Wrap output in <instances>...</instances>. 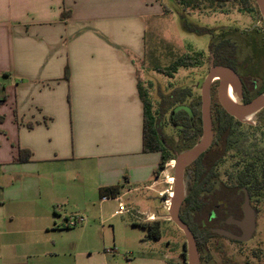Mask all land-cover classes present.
<instances>
[{"label": "crops", "instance_id": "1", "mask_svg": "<svg viewBox=\"0 0 264 264\" xmlns=\"http://www.w3.org/2000/svg\"><path fill=\"white\" fill-rule=\"evenodd\" d=\"M155 3L0 0V264H62L75 242L55 232L77 226L71 215L105 214L109 201L126 210L108 218L130 213L145 242L163 235L141 223L173 222L154 176L161 152L144 148L138 89ZM113 186L117 196L103 199Z\"/></svg>", "mask_w": 264, "mask_h": 264}, {"label": "rangeland", "instance_id": "2", "mask_svg": "<svg viewBox=\"0 0 264 264\" xmlns=\"http://www.w3.org/2000/svg\"><path fill=\"white\" fill-rule=\"evenodd\" d=\"M241 1L232 0L218 7L205 0L201 7L185 10L177 0H155V14L148 18L144 33L146 53L143 64L139 65L140 82L152 100V111L160 122L162 138L169 152L176 157L187 151L183 149L186 138H181L180 125L183 122L177 110L186 108L190 111L191 107L198 110L201 132L196 143L199 142L202 136L201 84L210 67L223 62L222 54L228 56V62L231 63L228 66L235 72L237 69L250 86L255 89L264 86V16L257 0ZM185 23L199 28L200 32L187 29ZM186 54L193 57L195 65L180 66L173 75L158 70L159 67H169ZM240 91V86L236 85L237 98ZM210 94L212 109L216 113L220 107L223 108L217 85L212 83ZM259 111L249 120H241L254 127L258 120L264 122V112ZM251 129L245 125L241 128L251 138L261 139L264 131L261 132L260 128L252 132ZM233 161L232 158L228 159L225 167L231 168ZM175 162V159H168L157 177L164 205L174 189L172 179ZM189 172L185 170L183 175L185 193L188 190L185 179ZM125 201L128 203V199L125 198ZM118 208V202L109 201L107 214L97 213L92 219L85 215L88 219L85 224L68 231L55 232L59 242L65 245L75 242V250L71 254L60 256L61 263L73 262L76 258L77 264H188L187 238L174 222L162 223L163 237L159 243L145 242L143 238L146 230L132 226L130 213L108 218ZM143 219L146 217L143 216ZM205 239L206 249L201 253V264H264V212L259 217L255 240L246 249H240L241 254H231L229 250L224 257L220 253L217 235L210 234L207 238L200 236L201 243ZM160 244L161 249L157 248ZM229 247L235 249L234 245ZM250 247L251 254L247 253Z\"/></svg>", "mask_w": 264, "mask_h": 264}, {"label": "trees", "instance_id": "3", "mask_svg": "<svg viewBox=\"0 0 264 264\" xmlns=\"http://www.w3.org/2000/svg\"><path fill=\"white\" fill-rule=\"evenodd\" d=\"M183 9H197L201 7L205 0H177ZM211 5L223 6L225 3L232 0H207ZM242 2L241 0H239ZM245 2V0H243ZM246 7V5H245ZM185 27L189 30H196L200 32L197 27H192L189 23H185ZM224 65H230L228 62V56L224 57L222 54ZM231 56V54L229 55ZM195 65V61L190 54H186L177 58L169 67H159L160 72L173 75V72L177 71L180 66H192ZM139 96L143 102L144 107V148L149 151L161 152V160L157 170L154 173L155 177H158L163 170L168 159H176L175 155L169 152L168 145L164 142L160 130V122L155 117L152 111V100L148 92L143 88L140 80L138 84ZM264 92V86H262L257 95ZM256 95V96H257ZM255 97V96H254ZM6 100V95L3 94V86L0 84V103ZM192 110H186V108H180L177 111L181 116L183 124L180 125L182 135L181 138L185 139V145L183 149H190L196 144V139L200 135L201 126L198 122V110L195 107H191ZM176 111V112H177ZM177 112V113H178ZM213 113V128L214 139L211 146L203 152L193 163H191L185 170H190L187 174L188 190L185 195L184 201L180 208V216L192 229L197 240V245L202 259V251L206 249V239L201 243L200 236L207 238L210 234H213L210 230V226H204L208 214L211 210L215 209L218 200V191L216 189V181L218 177L217 165L220 156L219 143L220 136L222 135V121L233 120L234 118L225 112L223 108ZM23 153L30 155V151L27 149L21 150L20 159L23 158ZM173 156V157H172ZM119 193V187L113 186L108 188H100L99 194L102 198L106 195L117 196ZM107 197V196H106ZM147 229L148 235L153 238H161L163 235L162 222L155 220L151 222H144L140 224ZM202 261V260H201Z\"/></svg>", "mask_w": 264, "mask_h": 264}, {"label": "flooded vegetation", "instance_id": "4", "mask_svg": "<svg viewBox=\"0 0 264 264\" xmlns=\"http://www.w3.org/2000/svg\"><path fill=\"white\" fill-rule=\"evenodd\" d=\"M235 70L241 90L238 98L235 94V88L232 89L237 103L243 104L254 98L260 88L255 89L254 86H250L245 77L237 69ZM218 79L219 76L214 77L212 83L218 86L219 91L221 81ZM225 112L228 113L226 110ZM259 112H264V108ZM232 117L234 118L233 120L222 121V135L219 138L220 156L217 165L218 177L216 181L218 200L215 209L209 212L203 224L207 227L210 226L213 235L219 237L220 253L224 257L228 255L229 250L231 254H241L240 249H246L247 245L255 240L259 217L261 212H264V134L261 139L256 136V138H251L241 130L242 126L245 125L251 127L252 132L260 128L262 129L261 132H263L264 122L258 120L253 127L249 122ZM250 118L251 116L247 120ZM230 158L234 159L231 168L225 167ZM246 207H250L254 213L255 229L251 237L244 240L240 238L244 235V229L238 221L245 218ZM216 228L220 229L221 232H215L214 229ZM232 245L235 246V249L229 247ZM247 253H252V247L248 249Z\"/></svg>", "mask_w": 264, "mask_h": 264}, {"label": "water", "instance_id": "5", "mask_svg": "<svg viewBox=\"0 0 264 264\" xmlns=\"http://www.w3.org/2000/svg\"><path fill=\"white\" fill-rule=\"evenodd\" d=\"M261 14L264 16V0H257ZM215 73L219 74L221 81L218 98L223 108L232 116L242 119L241 115L244 112L252 110H261L264 108V92L255 96L250 101L239 104L229 103L225 97V89L229 82L235 86L239 85V78L236 72L229 66L223 64L212 65L207 77L201 84V118H202V136L192 148L186 152L177 155L174 165V189L172 203L169 209L171 220L184 232L188 243V264H201L200 253L197 245V240L192 229L180 216V208L185 198L183 175L185 169L193 163L203 152H205L213 143L214 128L211 105V84ZM189 176L185 182L188 184ZM243 226L244 235L240 238L247 240L251 237L255 229V216L252 209L246 207V216L243 220L238 221ZM215 232L220 233L221 230L216 228ZM233 236V235H231ZM234 237V236H233Z\"/></svg>", "mask_w": 264, "mask_h": 264}, {"label": "built area", "instance_id": "6", "mask_svg": "<svg viewBox=\"0 0 264 264\" xmlns=\"http://www.w3.org/2000/svg\"><path fill=\"white\" fill-rule=\"evenodd\" d=\"M103 199H107V197L105 196V197H103ZM118 200H119V210L117 212H122V211L126 210V206H125L124 202L121 199H118ZM164 206L168 210L170 209V206H171L170 198H167L165 200V205ZM56 209L57 210L60 209V205H57ZM146 217H147V219H152L153 218V216H149V215H147ZM85 220H86V217H84L83 215H71L67 219V225L68 226H76V225H78L80 223H83Z\"/></svg>", "mask_w": 264, "mask_h": 264}, {"label": "bare ground", "instance_id": "7", "mask_svg": "<svg viewBox=\"0 0 264 264\" xmlns=\"http://www.w3.org/2000/svg\"><path fill=\"white\" fill-rule=\"evenodd\" d=\"M216 76H219V74L218 73H215L214 77H216ZM231 85H232V87H231ZM232 88L234 89L235 88V85L232 82H229L227 84L226 89H225V97H226V100L229 103L235 104V103H237V101H236V97H235V95L233 93V89ZM257 110L258 109L252 110V111H247V112H244V113H242L240 115H241L242 119H246L247 120L250 116H252L254 113H256ZM168 181L169 182H172V181H174V179H172V181H170V178H168ZM172 197H173V192L171 191L170 192V195H169V198H170V202L171 203H172Z\"/></svg>", "mask_w": 264, "mask_h": 264}]
</instances>
